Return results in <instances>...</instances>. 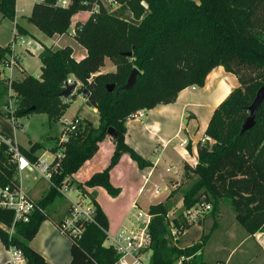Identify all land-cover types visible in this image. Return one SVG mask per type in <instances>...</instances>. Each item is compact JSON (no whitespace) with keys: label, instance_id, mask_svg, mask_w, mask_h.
<instances>
[{"label":"trees","instance_id":"obj_1","mask_svg":"<svg viewBox=\"0 0 264 264\" xmlns=\"http://www.w3.org/2000/svg\"><path fill=\"white\" fill-rule=\"evenodd\" d=\"M55 1L35 2L24 21L52 38L68 34L76 14L90 12L83 23L74 26L72 34L73 40L86 50V56L76 62L69 46L56 50L43 46L38 55L39 78L23 69L18 79L0 77V107L7 109L5 98L9 92L16 107L7 117L14 119L15 127L17 119L34 113L45 114L49 122L55 123L69 107L61 92L72 76L95 101L98 126L78 117L80 109L77 111L73 119H79L80 125L61 143L65 149L63 159L52 164L58 165L59 174L53 175L50 167L52 185L37 200L29 196L36 210L26 222H15L11 211L0 209V241L4 248L18 250L24 264H47L29 243L45 220L51 219L57 229L63 223L65 210L47 212L61 196L54 186L59 187L93 157L111 128L114 150L109 164L85 183L72 179L71 184L80 193H86L85 187H101L110 197H117L121 191L111 184L109 173L122 155H128L139 169L151 166L125 143L127 117L136 111L173 104L182 90L203 87L207 75L217 67L234 75L238 86L214 109L205 139L196 146L195 167L183 166L182 180L197 177L198 181L183 193L182 210L209 202L214 214L226 201L248 236L264 233V101L256 112L253 128L240 134L248 108L264 85V0H112L119 5L113 10L105 8L101 0H72L65 8ZM15 15L16 0H0L1 19L14 22ZM15 28L20 34H28L18 24ZM10 55L9 44L0 47V65L4 67ZM106 59L115 67L114 72L100 73ZM133 69L138 72L134 85L121 91ZM107 84L114 86L112 92L106 90ZM84 105L92 107L88 101ZM39 148L36 143L20 151L34 161ZM15 173L16 166L10 162L6 148L0 147V186L18 187ZM173 194L170 192L164 202L149 207L154 217L149 226L148 264H174L180 257L189 258L183 264H210L199 253L202 242L186 249L169 243L166 217ZM89 200L95 209L94 222L83 224L79 238H68L69 264H114L116 252L104 246L107 219L94 197ZM172 223L175 228L190 227L181 218Z\"/></svg>","mask_w":264,"mask_h":264},{"label":"crops","instance_id":"obj_2","mask_svg":"<svg viewBox=\"0 0 264 264\" xmlns=\"http://www.w3.org/2000/svg\"><path fill=\"white\" fill-rule=\"evenodd\" d=\"M85 13L88 14V12ZM29 15H22L19 19L16 9L15 20L13 22L15 25L18 24L22 26L28 33L25 36L18 33L16 28L13 31V37H15L13 53L19 59L20 65L25 73H27V70L22 65L20 55L27 53L32 56L37 55L38 57L43 46H46L38 41L35 35L26 28L27 23L24 21V17H28ZM85 20H75V22L81 23ZM73 30L69 31L71 32L69 33L70 36H72ZM66 38V35H55L50 38L51 45L46 47L52 46L56 49H61L65 46H69L73 51L72 58L76 62L82 60L86 56V50L78 45L72 37H70L72 38L70 42L65 41ZM17 41H19V46L21 47V51L19 52L16 51L17 46H15ZM114 71L115 67L106 59L104 61V66L100 69V73ZM14 73L9 74L5 70V76L8 78L18 79L22 77L21 73ZM40 73L41 71L39 72V76ZM69 79L74 83V78L72 76ZM237 86L238 82L234 75L226 73L222 67H217L207 75L203 87H188L178 94L173 104L158 105L151 110H142L143 117L140 119H126L125 143L143 159L148 161L151 166L139 169L136 163L133 162L128 155L124 154L109 173L111 184L121 191L117 197H110L101 187H85L88 198L94 197L95 202L99 205L107 219V233L114 234L119 230L127 216L131 204L133 202L138 203L137 199H140L150 181L154 180V190L152 189L151 191L155 192L157 189L159 191L157 196L153 194L155 198L160 195L161 191L158 183L166 185L163 188V191H166V195L163 196L164 198L158 203L164 202L170 192L175 191L176 186H179L184 176L183 166L187 164L192 167V162L197 161L196 146L198 142L204 141L205 139L204 132L214 109ZM86 106L87 105L80 109V112L83 114L85 113V116L88 114ZM93 112H95V108ZM14 128L16 129L15 126ZM0 132L9 138L7 133L2 130H0ZM183 142L186 143L184 144ZM29 144L31 146L33 143L29 142ZM17 145L19 144L17 143ZM186 145H189V148H187ZM19 148L23 150L29 149ZM113 150L114 144L112 138L106 136L104 140L98 144V150L93 157L87 160L71 178L80 184L85 183L89 180L91 175L101 172L106 168ZM35 156H37V154H35ZM173 170L175 171L173 172ZM172 172L173 175H170ZM17 180L22 188L20 180ZM48 188L49 185L44 180L39 179L32 185L31 189H25V191H27V194L29 193L32 195L31 193H33L36 195L33 199L37 200ZM37 196L38 198H36ZM150 206H152V204L149 205L146 210H149ZM199 222L200 221L197 223ZM197 223L190 227L196 226ZM1 227L4 229L3 226ZM231 227H234L236 230V225H232ZM199 229L202 230L201 227H199ZM8 232L10 233V231ZM238 234L239 238L238 240L236 239L237 242L235 240V242L238 243L237 246L231 248L225 259L218 257L221 248L207 252L206 243L202 248L203 256L205 257L204 261L207 260L206 262L212 264H230L233 256H235L236 252L239 250L238 246L248 243L251 239L250 236L241 234L240 230ZM263 235L264 234L261 235L262 239L257 243L262 250H264ZM232 237H235V232H233ZM70 245L69 239L57 229L51 219L45 220L40 225L37 234L29 243L30 248L38 253L47 264H69L71 260ZM104 246L107 247L106 242H104ZM209 256L211 257L210 260L208 259ZM263 259L264 253L259 254L253 252L252 254H248L244 252L240 253L231 264H263ZM9 261V253L0 241V264H9Z\"/></svg>","mask_w":264,"mask_h":264},{"label":"rangeland","instance_id":"obj_3","mask_svg":"<svg viewBox=\"0 0 264 264\" xmlns=\"http://www.w3.org/2000/svg\"><path fill=\"white\" fill-rule=\"evenodd\" d=\"M33 4H34V0H17V5H16L17 17L20 19L22 15H29ZM105 5H106L105 7L108 6L107 3H105ZM112 8L107 7L108 10ZM87 17L88 14L85 12H80L76 14L72 19V25H71L72 27H70L69 31H72L74 29V26L77 24L75 20L83 21ZM26 28L33 35H35L38 41L42 42L46 46L51 45V39L40 33L34 26L27 23ZM14 29H15V24L12 21L7 19H1L0 17V46L6 47L8 43L12 41ZM69 33L66 34L67 38L65 39V41L67 42H70L71 39L73 38L72 36H70ZM15 46H17L16 47L17 52L21 51V47L19 46V41H17V44ZM50 48L56 50V48L52 46H50ZM20 57L22 59V65L27 70L26 74L33 76L35 78H39L40 62L37 55L32 56L25 53L24 55H20ZM0 77L1 78L6 77L5 68L2 65H0ZM73 81L77 82L75 79ZM82 92L83 90H81V85L80 83H78L76 92L73 96L74 98H70V97H68L67 99L62 98L64 101H66L69 104V107L66 110V113L59 121L52 123L48 121V118L45 114L34 113L31 114L29 117L17 119L16 129L14 128L13 125L14 119L7 117V114H11L16 107V101L14 100L12 95L10 96V93L8 92L5 98L8 107L7 109L0 108V130L7 133L11 140L18 143L19 144L18 146L24 149L29 148L30 146L29 142H32L33 144L37 143L38 145H40L39 150L36 152L37 156H35V160L30 161L27 158L30 163L37 162L38 160H44L46 161V163H50L53 160L54 155H60L61 158L56 160V163L58 164L60 163L61 159H63L62 155L65 151L64 147L60 143V139L64 136L66 139L70 138L69 137L70 132L67 130V127L71 122V120L75 117L77 111L81 109L83 106H85L84 102L88 101L87 100L88 98L85 95H83ZM86 108L88 114L85 116V113L83 114L80 112L78 117H80L81 119L88 120L89 122L92 123L94 127H97L98 114L96 109L95 112H93L94 110L93 107L86 106ZM54 150H56V153H53ZM55 169H56L55 171L53 170V175H58L60 169L58 168ZM174 171L175 170H173V172ZM173 172L170 175H173ZM15 177L20 180L24 191L25 189L27 190L31 189L32 185L35 184L36 181H38L39 179L44 180L42 177L38 175L37 171L29 172L25 168H22L18 171L17 167H16ZM44 181L48 185H50L49 182H47L46 180ZM64 181H66L67 185L69 184L68 186L74 188L73 189L74 194H71L69 196L70 199L74 200L76 198L75 195H79L80 192L78 190H75L76 189L75 185L71 184L72 181L71 177L65 178L62 181V183H64ZM153 181L154 180L150 181V183L147 185L146 190L144 191L140 199L139 200L137 199L138 205L144 210H146L149 205L151 204L153 205L155 203L160 202L161 199L164 198L163 196L166 195V191H163V188L166 185H164L163 183H158L159 187L161 188L160 195L157 198L153 196L154 191H151L153 189V183H154ZM197 181H198L197 177H193L191 180L184 179L181 181L179 186L178 185L176 186L174 194L171 200L168 202V205L171 207L166 217L169 227L171 226V224H173L172 223L173 219L180 220L181 218L182 221H184V211L182 210V195L183 193L189 191L192 185ZM31 194L32 195L28 193V195L33 199V197H35L36 195H34L33 193ZM36 198H38V196ZM204 204H209L210 210H208V212L204 215V217L200 220V222L197 223L196 226L189 227L186 230L187 233H185L184 236H181L177 242H173V240L170 239L171 241L169 243L173 245H177L179 249L190 248L191 246L195 244H199L201 242L202 245L204 246L207 243L206 245L207 252H211L213 250H217L218 248H221L218 257L225 259L229 254L231 248L233 246H237L238 244L236 242L239 238V234H238L239 230L241 234L246 236L248 235L245 233L242 227L239 226L235 221V216L230 208L229 203H227L226 201L221 202L218 206V211H215L214 214H211L214 208L213 205L209 202H204ZM54 209H57L59 212H63L65 210V217L63 221L69 216L70 213L69 211H71L70 204L67 198L63 195L56 198L54 203L47 208V212L49 214H53L52 210ZM66 209H68V211ZM232 225H236V230L234 227H231ZM199 227H201L202 230L199 229ZM233 232H235V237H232ZM262 234L264 233H256L255 235L250 236L251 239L249 240L248 243L239 245L238 246L239 250L238 252H236L235 256H233L231 262L238 255H240V253H244V252L248 254H252L253 252H257L259 254L264 253V250H262V248H260V246H258L257 244L258 241L262 239L261 236ZM199 253H201L202 259H205V257L203 256V249H201ZM149 255L150 253L146 255V259H144V264H148ZM208 259L210 260L211 257L209 256Z\"/></svg>","mask_w":264,"mask_h":264},{"label":"built area","instance_id":"obj_4","mask_svg":"<svg viewBox=\"0 0 264 264\" xmlns=\"http://www.w3.org/2000/svg\"><path fill=\"white\" fill-rule=\"evenodd\" d=\"M41 0H34L38 2ZM104 6L107 3V7L116 9L119 5L112 0H101ZM72 0H56L55 4L60 7H68ZM144 9L147 6L144 2H141ZM105 7V8H107ZM90 14V12H88ZM14 44L15 37L9 43L11 55L8 57L7 63L4 68L9 73L21 72L22 67L20 65L19 59L14 55ZM11 79V78H9ZM66 85H71L72 82L68 79L65 82ZM64 84V87H65ZM63 87V89H64ZM143 117L142 110L136 111L127 117V120H135ZM80 125L79 119H72L69 123L67 130L73 132ZM67 139L62 137L60 143L66 142ZM184 143V142H183ZM186 143V142H185ZM184 143V144H185ZM0 147H5L6 152L10 157V162L14 164L18 171L25 168L27 171H37L38 175L44 180L51 184V171H55L58 165H52L54 160L60 159V155H54L53 160L50 163H46L44 160H38L37 162L30 163L29 160L21 153L17 143L0 132ZM191 163V162H190ZM197 161L192 162V167L194 168ZM52 185V184H51ZM54 186V185H53ZM56 190L63 196H65L70 204L71 211L69 216L61 224L59 231L65 235L67 238L75 239L79 238L83 233L84 223L94 222V207L91 204L88 195L86 193H80L75 195V199L72 200L69 196L73 193L72 187L68 186L66 181L62 183ZM76 190V189H75ZM159 194L158 189L154 192V195ZM0 209L11 211L14 214L15 222H26L32 212L36 210V206L30 199L26 191H24L21 186H0ZM210 210L209 204H196L192 208L184 211V222L187 226H191L198 221H200L204 215ZM152 215L149 210L142 209L138 203L133 202L129 208L127 216L120 226L119 230L110 234L105 232L106 239L105 242L107 247H111L117 255V260L114 264H144V259L146 255L151 253V236L149 232V226L151 223ZM182 228V227H181ZM170 238L173 242H177L181 236H184L186 229L175 228L171 224L169 228ZM10 256L9 264H24V258L21 253L15 248H10L7 250ZM150 257V255H149ZM189 258L180 257L174 264H183V262H188ZM149 261V258H148Z\"/></svg>","mask_w":264,"mask_h":264},{"label":"water","instance_id":"obj_5","mask_svg":"<svg viewBox=\"0 0 264 264\" xmlns=\"http://www.w3.org/2000/svg\"><path fill=\"white\" fill-rule=\"evenodd\" d=\"M128 56H130V54H128ZM137 70L133 69L128 78L127 81L125 83V85H123L120 90L121 91H127L129 90L135 83L136 81V75H137ZM76 88H77V82L72 83L71 85H67L65 87V89L61 92V97L63 99H67L68 97L72 96L75 94L76 92ZM106 90L108 92H112L114 89V86L112 84H107L105 86ZM83 95H85L88 99L89 104L93 107L96 108V104L95 101L93 100V98L89 95V93L86 90H83ZM116 95L118 94V92L115 93ZM264 101V85L262 87H260L256 94L255 97L251 103V105L248 108V112L249 115L248 117L244 120L242 126H241V130H240V134H243L247 131H249L251 128H253L254 124H255V115L256 112L258 110V108L260 107V105L262 104V102ZM113 130L110 128L108 129V136H113Z\"/></svg>","mask_w":264,"mask_h":264}]
</instances>
